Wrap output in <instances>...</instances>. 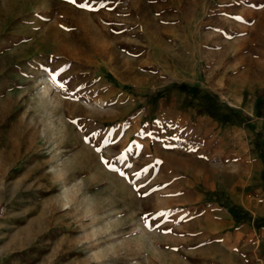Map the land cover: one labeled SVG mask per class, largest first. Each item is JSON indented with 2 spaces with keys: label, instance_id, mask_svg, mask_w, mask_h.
Listing matches in <instances>:
<instances>
[{
  "label": "rangeland",
  "instance_id": "374dc122",
  "mask_svg": "<svg viewBox=\"0 0 264 264\" xmlns=\"http://www.w3.org/2000/svg\"><path fill=\"white\" fill-rule=\"evenodd\" d=\"M83 2L0 0V264H264V0Z\"/></svg>",
  "mask_w": 264,
  "mask_h": 264
},
{
  "label": "crops",
  "instance_id": "0c3cea01",
  "mask_svg": "<svg viewBox=\"0 0 264 264\" xmlns=\"http://www.w3.org/2000/svg\"><path fill=\"white\" fill-rule=\"evenodd\" d=\"M258 96L262 99L264 97V90L261 91ZM234 110L242 111L240 109ZM251 112L252 113H248L249 115L244 114L245 117H250V120L245 125L251 126L253 129L252 135L264 138L263 123H258L253 119L255 112H257V107L255 108L254 106ZM259 115H264V105L259 111ZM254 165L256 168L253 170V173L249 174L247 180L233 186H230L227 182L220 184L218 191L215 195H212L214 199L211 200V202H207L205 205H212V209H215L213 210L214 212H216L217 208H220V205H229L230 208L235 207L239 211L250 212L257 218H264V185L260 188L257 187L264 174V169H262L260 164L256 161H254ZM218 213L219 215L221 214L222 217H218L217 220H222V222L226 223L227 221H225V219L228 218V215L224 211H219Z\"/></svg>",
  "mask_w": 264,
  "mask_h": 264
},
{
  "label": "snow or ice",
  "instance_id": "6c2138e0",
  "mask_svg": "<svg viewBox=\"0 0 264 264\" xmlns=\"http://www.w3.org/2000/svg\"><path fill=\"white\" fill-rule=\"evenodd\" d=\"M69 2H71V3H73V4H76V0H69ZM93 2H95V0H93ZM78 7H80L81 9H85V8H87V9H90V10H91V5L89 4L88 0H84L83 3H80V4L78 5ZM100 7H104L103 0H101ZM237 19H240V18L237 17ZM62 27H63V26H62ZM40 69H41L42 71H45L46 74L48 73V70L45 68L44 65H41V66H40ZM61 71H63V70L61 69ZM58 75H59V73L56 72L55 70H53V71L51 72L50 78H51L52 82H53L54 84H56L57 87H59V88H61V89H64V88H65V83H64L63 81H61L60 83H57V76H58ZM83 88H84V86H83V85H80L79 88H78L76 91L79 92V91H81ZM71 98H73V99H77L78 97L74 94ZM96 135H98V133H96V132H92V133H91V136H93V137L96 136ZM139 135H148V136H150V135H152V134H151V133H144V132H142V133H139ZM88 140H89V137L86 135V136H85V142H88ZM102 142H103L105 145H108V144H111V143H115V141H114L113 139H111V133H109V137H108V138H102ZM95 150H96L98 153L101 151V149H100L99 147H97ZM118 158H119V157H118ZM101 161H102L103 163L107 164V165L109 166V168H110L112 171H116V172H118V174H119L121 177H123V178H125V179H128V176H127V174H126L125 172L120 171L119 169L111 168V164H110V162L105 161V160L103 159V157H101ZM145 171H147V170L145 169ZM134 175H135L137 178H139L140 175H141V173L136 172V173H134ZM130 183H131V181H130ZM135 190L138 192V194H140V195H142V196H148V195H150L149 192H143V193H140L139 188H136ZM159 215H160L161 217H164V216L169 215V213L161 212V213H159ZM142 218H143V217H142ZM157 227H158V225H157ZM169 231H170V230H169Z\"/></svg>",
  "mask_w": 264,
  "mask_h": 264
},
{
  "label": "trees",
  "instance_id": "16d2710c",
  "mask_svg": "<svg viewBox=\"0 0 264 264\" xmlns=\"http://www.w3.org/2000/svg\"><path fill=\"white\" fill-rule=\"evenodd\" d=\"M173 88H180V89H183L185 90L186 86L184 84H172L168 87L165 88V90H170V89H173ZM145 94H148V90H144ZM233 113H235V115L237 116V118L243 123V124H246L250 119V117H245L244 116V113L242 111H236V110H233Z\"/></svg>",
  "mask_w": 264,
  "mask_h": 264
},
{
  "label": "built area",
  "instance_id": "2783aa9c",
  "mask_svg": "<svg viewBox=\"0 0 264 264\" xmlns=\"http://www.w3.org/2000/svg\"><path fill=\"white\" fill-rule=\"evenodd\" d=\"M262 123H263V126H264V119H263ZM6 213H7V207H6V205L0 204V226H1L2 220L6 216Z\"/></svg>",
  "mask_w": 264,
  "mask_h": 264
}]
</instances>
